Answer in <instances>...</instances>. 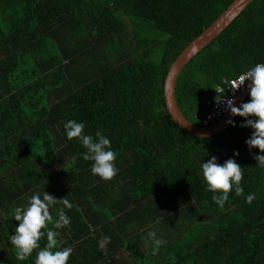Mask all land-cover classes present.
Segmentation results:
<instances>
[{"label":"trees","instance_id":"16d2710c","mask_svg":"<svg viewBox=\"0 0 264 264\" xmlns=\"http://www.w3.org/2000/svg\"><path fill=\"white\" fill-rule=\"evenodd\" d=\"M232 1L0 0V264H34L36 250L24 261L15 255L11 213L45 191L72 204L70 225L55 229L60 247L73 249L67 264H127L116 259L122 251L132 264H264V173L254 159L263 153L245 143L253 130L235 116L217 136L188 135L163 96L171 63ZM258 63L264 0L181 71V113L200 126L216 88ZM69 120L110 139L113 179L92 174L86 149L67 138ZM212 156L243 169L244 195L233 189L222 208L201 170ZM62 207L50 208L53 220ZM150 231L166 241L156 255Z\"/></svg>","mask_w":264,"mask_h":264},{"label":"clouds","instance_id":"9594fccd","mask_svg":"<svg viewBox=\"0 0 264 264\" xmlns=\"http://www.w3.org/2000/svg\"><path fill=\"white\" fill-rule=\"evenodd\" d=\"M246 81H250L248 84L250 101L242 102L237 107L234 96L225 99V91L219 92L217 90V96L214 100L217 104H224L225 110L230 111L232 116L245 118V123L240 126L249 127L253 130L250 138L245 141L249 151L258 148L261 153H264V63L256 64L240 74L235 80L229 81L227 88L235 93L245 85ZM249 117H255V119ZM226 123L235 126L231 119ZM84 128L83 123L75 120H69L64 125L67 138L69 140L78 139L86 149L83 159L92 161V174L106 181L113 179L118 172L115 166L117 153L111 150L110 139L100 131L95 133V137L86 135ZM205 138L201 137V139ZM234 155L238 156L239 153L235 152ZM254 159L258 161V167L264 168V155H255ZM201 170L207 190L214 193L212 201L221 208L233 189L237 196L244 195V189L241 186L243 169L234 159L229 158L223 164H219L217 158L212 156L207 162H201ZM255 198V194H248L246 203L251 204ZM58 203L62 204L63 207L59 209L58 218L53 220L50 208ZM64 208H72V204L66 197L57 199L46 191L42 194V198L39 193L33 194L26 205L13 208L11 215L19 223L18 227L15 228V234L10 236V241L16 250L15 255L18 260H26L36 250L34 264H67L73 249L60 247V242L57 239L59 233L55 230L69 226L71 223L70 218L64 212ZM49 222H52V228H48ZM44 237H46L47 242L41 247L39 241ZM109 239L104 237L99 243L100 248L105 250V254H107L105 245ZM148 239L153 243L152 255H156L160 247L166 243V241L157 238L155 231L148 232L146 241Z\"/></svg>","mask_w":264,"mask_h":264},{"label":"water","instance_id":"95a60500","mask_svg":"<svg viewBox=\"0 0 264 264\" xmlns=\"http://www.w3.org/2000/svg\"><path fill=\"white\" fill-rule=\"evenodd\" d=\"M254 0H233L231 4L195 39H193L174 59L171 63L163 86V96L166 109L173 122L186 134L201 138H211L222 133L230 125L226 123L229 119L233 120L235 116L227 115L218 123L209 127H201L192 124L181 113L175 98L176 80L185 68V66L211 44L228 26L245 10V8ZM247 83L245 88L235 99V106H239L249 95V87ZM264 155V153H263ZM264 173V168H263Z\"/></svg>","mask_w":264,"mask_h":264},{"label":"built area","instance_id":"2783aa9c","mask_svg":"<svg viewBox=\"0 0 264 264\" xmlns=\"http://www.w3.org/2000/svg\"><path fill=\"white\" fill-rule=\"evenodd\" d=\"M235 80V79H232ZM229 80V81H232ZM229 81H223L222 85H219L216 90L219 92H224V97L225 99L227 98H231V97H236L237 94L242 90L243 86L237 90L235 93H233V91L228 87V82ZM217 96V92L215 91V96L214 98ZM214 98H212L211 101H208L206 104L209 107L208 111L206 112V114H204L202 116V118L199 119L200 122V126L201 127H208L211 124L215 123L216 121H218L221 117H223L226 113L227 110H225L226 106L224 104H217L214 100Z\"/></svg>","mask_w":264,"mask_h":264},{"label":"rangeland","instance_id":"374dc122","mask_svg":"<svg viewBox=\"0 0 264 264\" xmlns=\"http://www.w3.org/2000/svg\"><path fill=\"white\" fill-rule=\"evenodd\" d=\"M129 27L131 28L132 25L129 24ZM155 33L156 34H160V32H158V31L157 32L155 31ZM160 38L162 39V37H160ZM201 111H204V108H202ZM118 254L119 255H117V257H116L117 260L121 259V257H122V258L126 259L127 264H132V262L130 261L128 255L124 251H122V253L119 252Z\"/></svg>","mask_w":264,"mask_h":264},{"label":"bare ground","instance_id":"6f19581e","mask_svg":"<svg viewBox=\"0 0 264 264\" xmlns=\"http://www.w3.org/2000/svg\"><path fill=\"white\" fill-rule=\"evenodd\" d=\"M194 58H195V57H194ZM194 58H193V59H194ZM193 59H192V60H193ZM192 60H191V61H192ZM191 61H190V62H191ZM185 67H186V66H185ZM176 81H177V80H176ZM248 82H249V81H246V82H245V85L243 86L242 90L245 88V86L247 85ZM175 85H176V84H175ZM242 90H241V91H242ZM241 91L237 94V96L241 93ZM237 96L235 97V99L237 98ZM228 112H229V111H227V113H228ZM227 113H226L223 117H221L218 121H216L215 123H213V124H216V123H218L219 121H221V120L227 115ZM213 124H211V125H213ZM211 125H210V126H211ZM208 127H209V126H208Z\"/></svg>","mask_w":264,"mask_h":264}]
</instances>
